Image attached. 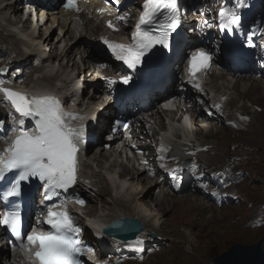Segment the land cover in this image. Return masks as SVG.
<instances>
[{
    "label": "bare ground",
    "instance_id": "bare-ground-1",
    "mask_svg": "<svg viewBox=\"0 0 264 264\" xmlns=\"http://www.w3.org/2000/svg\"><path fill=\"white\" fill-rule=\"evenodd\" d=\"M5 1L7 0H0V19H2L3 24L5 20V22L7 23L6 27H2L0 29V39H2L0 46L3 47L5 45V47L0 48V52L2 51V56H0V59L4 58V61H0V66L3 69L9 68V70L7 73H0V79L3 80L5 84H10V87H13L10 83V80L16 82L22 81L20 85L15 86L16 89L15 87H13L15 90L35 92L36 89L44 86L47 87L46 84L39 85L40 81L38 79L39 73H41L42 77H47L51 74L48 68L49 64L55 66V63L57 62L56 65L58 66V69L60 67V69L64 70L69 67L70 62H72L71 66L73 67V65L76 64L75 58L77 56H81V49L87 48L92 51L98 49V40L102 35L106 34V29L104 28L101 19L97 15V9L100 6L98 0H89V3L86 5L88 9L87 13L68 12L60 20L57 19V10L53 7V4L56 5L59 0H47V2L42 3V6H47L50 8V10L46 14L45 11H40L39 13H37L34 22L33 17H29L28 19H26L24 21V26L27 28V32L21 31L22 34L20 35L22 37H19L16 33L14 21L18 19L19 5L23 3L11 4L8 1ZM53 1L54 3H52ZM6 12L9 13V15H12V18L11 16L4 17L8 15ZM42 17L44 18V21H42ZM38 18H40V22L37 20ZM56 29H62L63 35L57 38L55 42L53 40V34H55ZM7 39H10L12 43L8 42ZM22 41L27 42V45L23 48L20 47ZM25 50H27L28 52H24ZM26 53L29 54L27 55ZM30 54H33L34 56H36L35 58H38L39 60H41V56H45L46 58L44 59V61L46 62V64L43 63L40 66H38V64L34 66L31 63V59L34 57H30ZM15 55L16 57H18L17 59L15 58ZM215 56V58L217 59V55ZM11 57L15 59L12 60ZM50 60H53L51 62H53L54 64L49 63ZM217 60L220 61V59ZM64 61H66L65 64L63 63ZM82 63L84 65V70L82 72L78 71L77 74L73 75L71 73H66L62 77L63 86L61 87V89L63 93L77 94L81 92V94L85 96V99L90 102L91 106H97V110L94 111V115L96 118L95 125H89L87 131L89 136H92L93 138L99 137V140L96 141V143H98L96 147L98 150L95 151L92 157L88 159L87 157L86 159H83V157L81 156V169L78 175L77 182L78 192L88 201L85 207V213L91 214L90 221L97 222L98 220H101V222H104L118 217L138 218L144 224V231L142 233L143 237H141V239L138 241L139 243H125V245H130L129 248L131 250H135L138 245H140L144 241V238H147L145 235H149V230L157 231V225L164 221L162 220L164 213H167L168 211L172 212V207L175 212H184L186 210H197L199 212H203L204 210H206V213L208 212V215L205 214L204 217L206 219L210 218L209 211H211V208H206L204 206L200 208L199 199L197 197H194L187 192L182 194L183 191H180L177 194L164 192L165 186L160 182L149 178L145 172L131 174L128 178L124 174H119L118 176L112 174V169L116 166L114 159H111V157L113 156V152L110 149L111 146L108 149L105 148V145L109 143L106 141V138L102 137V135L104 133H106V136L111 135V140H115L119 137L118 127L117 129H114L116 125L114 121L111 120L112 117L110 116L115 114V107L111 103H107L105 105L101 103V97L97 94H99V92L103 90L102 83L98 81V79H95V77L93 76L95 74L94 69L90 68L89 65L84 61H82ZM29 67L31 68L30 72L28 71L29 74L26 75V73L24 72H27L26 69ZM14 69L22 70L23 73L15 74ZM88 73H90V79H87ZM18 75H23V77H20ZM80 76H83L81 82L79 79ZM224 76L225 74L223 72H216L215 69H213V67L211 66L208 69L202 84L199 85L200 89H202L201 91H198L197 88L194 87V85L183 82V80H181L180 83L178 82V88L181 87L185 89L186 96L189 97L190 101L195 104L194 107L196 111H194L196 114L199 100L208 103H211L212 100L221 101V99H223L222 97H224V100H226L225 96L229 95L228 92L230 90H233L234 93L238 91L241 95H246L252 90V94L250 96L256 94V96L258 95V97L249 96L251 106L256 104V102H259L264 107V85L257 83L260 80L248 76L246 79L244 77L239 80H234V83H231V80H225ZM93 77L95 81H92ZM221 79L222 81L215 82L216 80ZM175 80L179 81L180 79H177L176 77ZM31 83H36L37 85H32ZM89 89H92L94 93L89 94ZM232 99V96H228V103L231 102ZM212 105L214 109L215 102L212 103ZM0 111H5V113L7 114L13 113L15 116H17V113H15L13 109H11V105L8 102L3 101L2 96H0ZM159 112L160 111L158 110H155V112L154 110H152L146 118L136 115L133 116L132 123L136 124V128H139L141 131L140 134L137 135V138L140 142H143L142 135L149 139L154 138L156 135V128L163 126V123L161 121L162 113ZM224 112L225 108H222L221 111H219L218 113L216 112L215 115L216 117H221ZM228 121H230V124L228 125L236 130V121L234 119H229ZM200 125L201 124L199 123H194L195 135H198V137H202L200 139V146L202 148L198 150L196 155V157L198 158H200L199 154L202 151L210 152L211 150H213V145L208 146L213 141H208L207 137L212 136L213 131L211 129L215 128L213 126V123L207 124V126L204 125L202 127ZM238 130L241 129L238 128ZM169 134H172V132H169ZM203 137H205V140H203ZM1 141L2 140L0 138V144ZM93 144L94 143L91 141L90 145ZM179 146L175 147V151L171 150L170 157L176 158L180 153L183 154L191 149L187 148L183 150ZM203 146L206 147L203 148ZM233 148L236 149V145H234ZM191 151H194L193 148L191 149ZM216 155L217 152L215 153V156ZM114 156L116 155L114 154ZM151 156L153 157L152 166H156L157 155ZM234 159L235 156L231 160L235 161ZM218 171L219 170L216 168V170L214 171L211 170L210 173H215ZM230 173L232 174V172ZM117 177L120 178L119 181L117 180ZM156 187H158L159 189L158 192L154 194L153 191ZM120 188H122V191L118 192V189ZM222 191L225 190L222 189ZM106 195H109L110 199H106ZM93 200H97L98 202H100V208L95 209L91 207V201ZM152 204L154 205V208H156L154 209V211H152L151 209ZM197 208H200V210H198ZM227 214L228 213H226L224 216H226ZM77 221L79 223L82 222L80 218H77ZM1 235L2 234L0 233V237ZM86 237H91L90 231H88L87 229ZM99 239L104 240L102 244L103 250H105L106 252H113L117 250L118 242L114 239L101 237L100 233L92 236V240L94 243H97ZM161 250H163V248L148 256L151 257L159 255L161 253ZM119 253L121 252H118V257H116V259L114 260V263L116 261L115 264H121L124 261V258L121 257ZM12 257L13 255L10 254L8 250L2 246V243H0V264H2V259L9 260ZM99 258L100 260H102L101 253L99 255ZM131 262L132 261L128 259L123 264H129ZM154 263H157V260H154L153 262L152 260H149V263L147 264Z\"/></svg>",
    "mask_w": 264,
    "mask_h": 264
},
{
    "label": "snow or ice",
    "instance_id": "snow-or-ice-1",
    "mask_svg": "<svg viewBox=\"0 0 264 264\" xmlns=\"http://www.w3.org/2000/svg\"><path fill=\"white\" fill-rule=\"evenodd\" d=\"M243 6L242 0H238L235 7L221 8L219 25L222 31H231L233 25L240 24L241 17L237 8ZM65 7L79 11L77 0H67ZM177 12L178 0H144L143 12L136 24L132 43L125 45L106 39L104 43L116 61L123 62L135 72L145 55L156 45L169 47V36L178 23ZM108 27L118 30L111 21L108 22ZM209 59V55L203 51L192 53L188 61L189 83L192 82L191 78H198V74L208 67ZM130 79L131 76H126L122 82L127 84ZM3 84L4 81L0 80V94L18 114V117L13 115V131L19 130V135L5 149L7 155H0V181L5 180L8 173L13 175L10 187L3 192L2 198L6 201L10 197H19L21 183L36 178L45 188L44 198L52 200L53 197L60 196L59 190L67 192L77 183L84 126H73L72 122L82 120L83 117L66 112L59 99L54 96H29L3 87ZM194 87L198 91L202 90L199 84ZM26 121L34 124L33 130H25ZM3 123L0 121V125ZM15 126H19V129ZM77 203L83 204L84 201L77 199ZM46 207L47 218L43 225H47L49 231L33 230L26 236L22 235L18 206L0 219V225H4L19 240V248L24 252L28 264H82L81 257L92 249L79 239L81 229L74 225L67 210H56L63 207V203ZM37 227H41L40 221L37 222Z\"/></svg>",
    "mask_w": 264,
    "mask_h": 264
},
{
    "label": "rangeland",
    "instance_id": "rangeland-1",
    "mask_svg": "<svg viewBox=\"0 0 264 264\" xmlns=\"http://www.w3.org/2000/svg\"><path fill=\"white\" fill-rule=\"evenodd\" d=\"M7 14L4 17L11 16L12 18V15ZM37 20L40 21V18ZM5 21L3 24L0 19L2 25H0V29L6 27ZM53 35L56 37L57 33L55 32ZM7 41L12 43L10 39ZM1 42L2 39H0ZM3 47L0 46V48ZM0 54L2 56V51ZM15 58L18 57L15 55ZM0 61H4V58H1ZM33 63L37 64L34 59ZM224 78L234 83V80L244 77L235 78L230 75L224 76ZM256 79L260 80L257 83L264 85V80ZM217 81H222V79L215 82ZM228 93L229 95L225 96L227 101L224 100V97L221 99L222 105L225 106V112L221 117L213 118L214 120L211 121L207 119L206 115L204 121H199L201 127L213 123L215 128L211 129L212 136L207 137L208 141L214 142L208 145H213V150L202 151L199 154L200 158L197 157V162L206 172L214 171L217 168L226 173L227 180L231 179L233 182L230 192L235 195L234 202L216 206L207 197L188 192L199 199L200 208L203 206L211 208L210 218L204 217L205 214L208 215L206 210L203 212L197 210L175 212L172 207V212L164 213L163 219L161 218L164 221L157 225V231H148L155 234V237H150V241L155 239L153 240L157 243L155 246L158 248L164 246L161 253L151 257L145 256L141 262L135 263L136 261L133 260L129 264H147L149 260L152 262L157 260V263L154 264H212L211 259L218 253L227 250L232 244L254 243L264 235V107L259 102L251 106L250 97H258L256 94L250 96L252 90L246 95H241L238 91L234 93L233 90ZM228 96L233 97L229 103ZM203 107H207V104H203ZM229 119L236 121V130L228 125L230 124ZM193 135L195 137L194 145H198L202 137H198L195 133ZM234 145H236V149L233 148ZM200 147L198 146V148ZM205 147L203 146V148ZM94 152L89 148L87 159L92 157ZM234 156L235 161L231 160ZM158 189L155 188L153 193L156 194ZM105 198L110 199L109 195H106ZM100 205L97 200L91 201L92 208H100ZM151 207L152 211L156 209L153 204ZM200 208L197 209L200 210ZM226 213L228 214L224 216Z\"/></svg>",
    "mask_w": 264,
    "mask_h": 264
},
{
    "label": "water",
    "instance_id": "water-1",
    "mask_svg": "<svg viewBox=\"0 0 264 264\" xmlns=\"http://www.w3.org/2000/svg\"><path fill=\"white\" fill-rule=\"evenodd\" d=\"M138 218L124 217L111 221L105 231L121 240L132 239L143 231ZM264 235L250 244L234 243L211 259L212 264H264Z\"/></svg>",
    "mask_w": 264,
    "mask_h": 264
}]
</instances>
